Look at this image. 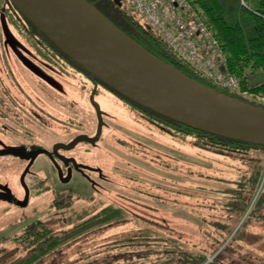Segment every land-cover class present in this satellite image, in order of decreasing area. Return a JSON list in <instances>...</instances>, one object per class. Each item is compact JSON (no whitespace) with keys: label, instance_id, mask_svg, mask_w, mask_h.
Segmentation results:
<instances>
[{"label":"rangeland","instance_id":"374dc122","mask_svg":"<svg viewBox=\"0 0 264 264\" xmlns=\"http://www.w3.org/2000/svg\"><path fill=\"white\" fill-rule=\"evenodd\" d=\"M17 18L10 3L0 0V112L15 111L11 119L0 114L1 124L14 126L0 130V150L19 144L42 150L33 161L0 156V264L32 256L36 258L31 264H158L162 261L156 251L143 260L136 257L156 250L158 243L147 247L123 241H138L141 234L167 237L162 226L174 231L178 252L205 258L201 264L211 262L238 221L224 223L232 209L209 200L226 199L224 207L240 209L252 185L243 188L234 181L252 173L256 165L248 160L258 152L220 153L226 162L220 167L206 151L192 146L189 136L168 132L156 118L93 85L65 62L45 61L15 27ZM257 76L251 85L264 79L262 72ZM232 93L264 107V94L239 89ZM68 124L79 132L64 126ZM77 134L92 141L79 140L69 147L77 142ZM64 158L72 162L67 172ZM215 167L225 168L228 182H217L213 176L222 174L218 176ZM213 208L223 213L220 220L210 215ZM115 209L118 216L98 222ZM254 210L264 214V195ZM83 224L91 225L75 233ZM35 226L69 239L41 255V245L31 243L27 233ZM235 239L216 256L219 264H264V221L248 216Z\"/></svg>","mask_w":264,"mask_h":264},{"label":"water","instance_id":"95a60500","mask_svg":"<svg viewBox=\"0 0 264 264\" xmlns=\"http://www.w3.org/2000/svg\"><path fill=\"white\" fill-rule=\"evenodd\" d=\"M7 1L37 34L130 103L199 132L264 146V107L205 86L155 57L87 0ZM40 152L11 147L0 156L33 161Z\"/></svg>","mask_w":264,"mask_h":264},{"label":"trees","instance_id":"16d2710c","mask_svg":"<svg viewBox=\"0 0 264 264\" xmlns=\"http://www.w3.org/2000/svg\"><path fill=\"white\" fill-rule=\"evenodd\" d=\"M87 1L95 6L93 1ZM186 1L191 6V9L196 12V14L204 22L206 27L210 30L219 48V53L221 57L220 60L223 69L228 74L233 75L236 78L239 87L238 89L240 90V92H249L254 95L264 94V79L260 78L261 81H259L255 85H251L252 79L258 77L257 75L260 74V72L264 73V0ZM11 7L15 11V8L13 6ZM120 12L123 15L124 19L129 23V25L133 29L125 33L129 37H131L135 42H137L140 46H142L155 57L173 66L185 75L191 77L192 79L198 81L199 83L205 86L216 89V86L209 79L202 76L199 72H197L187 63H185L179 56H177L163 40H161L144 22L141 21V19L136 14L130 12V10H128L126 6L121 7ZM16 13L19 18L13 20L15 27L18 31L23 34V36L28 40V42H30L32 48H34L35 51H37L43 56L45 61L54 64H56L57 60H60L62 62L66 61L75 68L81 70L77 65H75L66 56H64L59 50H57L56 47L43 35L37 34L36 29L20 13ZM219 90L233 97L247 101L244 98L240 97L238 93L233 94L221 88H219ZM247 102L254 104L250 101ZM155 117L161 123V125H166L169 128L168 132L172 133L173 131H175L177 132V134H185V136H189L191 138V145L198 147V150L202 149V153L206 151L208 154H205L209 155L211 159L217 162V165H219L220 167H225L226 163L223 159L221 160V156L224 155H221L220 153L239 154L243 156L245 154H249L250 152H258V155L249 158L248 160L249 162L254 163L256 165L252 173L247 178L243 177L242 179L234 181L237 184L243 186V188H246L247 186H249V184L252 185L249 186L250 189H247L244 192V197L246 200H242L243 204L241 203L240 209L233 207L234 205L224 207L227 206V203H225L226 199L219 201V199L212 198L209 200L210 202L218 205L221 204L222 201V205H219L221 208H226L229 210L232 209V212L227 215V218L224 217V223L225 221L227 222V220H229L228 222L233 223L234 225L235 222H240L242 219L241 223L238 226L237 222L232 230L228 231L226 234L222 233L223 235L232 234V236L229 237L227 240H225L228 237L226 236L221 241L222 243H220L219 245L220 247L225 244L223 249L219 251L218 254L224 252L228 248L230 243L233 241V239L236 240L235 236L238 231H240V228L242 227L243 223L245 222L246 218H248V216H254V218L258 222L264 221V214L261 213L259 215V213L257 212L258 210H254L258 206L262 195H264V180H262V177L264 175V146H258L237 140L221 138L218 136L193 130L178 123H174L168 119H164L158 116ZM176 140L179 141V139L177 138ZM199 152L201 153V151ZM213 152L218 153L212 155ZM215 168V170L217 171L218 167ZM222 169L225 168L218 169L219 171L217 173V175L219 176V173L221 172V177L213 176L214 178H217L218 183H220V181L222 183L228 182V180H226V178L224 177L226 176V171ZM209 178L214 179L212 178V176H209ZM223 190L224 189H218V192H222ZM246 194H248V196H246ZM241 195L242 194H239L238 200L241 199ZM254 196V202L249 208V204ZM235 198L237 199V196L234 197V199ZM238 200L235 201L237 202ZM247 200L249 202L248 205L246 204V202H244ZM119 213L120 211L115 209V211H113L110 216L103 217V219L101 218L100 220H98V222H100V224H103L107 220L111 219L112 216H118ZM210 215L213 217L214 215H216L218 217L217 219L220 220L222 218L223 213L220 214V211L214 209V212H212V214ZM92 223L93 222L91 221V224ZM91 224H83L81 226H78L75 228L74 232H79L81 234L82 232L87 230V227ZM224 225V227L228 226L227 224ZM44 227L45 226H41V228H37V226H35L31 229V231L27 232L29 235L28 237L32 239L31 243H39V245H41L39 248L42 251L40 252L41 255L52 251L56 246L61 243H64L69 239L68 237L64 239L55 238V236L51 235L46 228L44 229ZM161 228V230L169 232L167 233V237L159 238V236H156V234H154L155 237L152 238L151 236L141 234L139 237L140 240L138 241H135V238L128 237L126 238V241L123 242L139 244L143 243L146 244L147 247L152 242L158 243L159 247H155L156 250L151 248L146 254L136 253V257L138 258V260H143L144 256L151 255L153 251H156L154 252L155 256L160 259V261H162L158 262V264H170L174 261H177L178 264H201L205 260V258L201 256H192L191 253L178 252L175 248V246L177 245L176 241L178 239H176V236L172 235L174 231L167 226H162ZM182 243L184 244V241ZM166 249H168L169 251H167ZM216 256L213 258V260H211V262L207 264H219V257L217 258ZM35 258L36 256H32L30 259L28 258L18 262L12 261L8 264H31ZM129 259L136 262L133 256H131Z\"/></svg>","mask_w":264,"mask_h":264},{"label":"built area","instance_id":"2783aa9c","mask_svg":"<svg viewBox=\"0 0 264 264\" xmlns=\"http://www.w3.org/2000/svg\"><path fill=\"white\" fill-rule=\"evenodd\" d=\"M129 8L190 67L216 88L238 89L233 75L221 64L210 30L186 0H126Z\"/></svg>","mask_w":264,"mask_h":264},{"label":"flooded vegetation","instance_id":"af4514ba","mask_svg":"<svg viewBox=\"0 0 264 264\" xmlns=\"http://www.w3.org/2000/svg\"><path fill=\"white\" fill-rule=\"evenodd\" d=\"M91 2L93 1V3L95 4V7L100 11L102 12L105 16H107L117 27H119L124 33L125 32H129L130 30H133L131 28V26L129 25V23L124 19L123 15L121 14L120 10H121V7H122V2L119 1L120 3H118V5H115L113 3H111L110 1L108 0H90ZM126 34V33H125ZM63 60V59H62ZM66 63L68 64L71 68L75 69L78 74H81L83 76H85L89 82H91L93 85H100L104 88H106L107 91H109L110 93H112L113 95H115L119 100H121L123 103H125L126 105H128L129 107H132L134 109H136L139 113L141 114H147L148 116H151L152 118H156L155 115H151L149 112H146L144 109L140 108L139 106L137 105H134L132 103H130L129 101L123 99L122 97H120L119 95L115 94L114 92H112L111 90H109L107 87H105L104 85H102L100 82H98L97 80L95 79H92L91 77H89L87 74L83 73L81 70L75 68L74 66H72L70 63L66 62V61H63V63ZM4 107H7L6 104H3ZM4 112H0V114H5V116H9V119L12 118V115L11 113H15V111H9L8 108L7 110L3 109ZM6 111H9V112H6ZM70 123V122H69ZM64 126H67L71 129H73L76 132H79L76 130L75 126L73 124H68V125H64ZM14 126L12 125H9L7 127L6 124H1V121H0V130H9V128H13ZM85 130H91L90 128H87ZM82 135L81 134H77V136L74 138L77 139V142L72 146L74 148V146H76V144L79 142V140H83L82 142H88V141H92V139H88L85 138L86 136H84V138L81 137ZM16 147H23L25 148L26 151H35V150H39L41 151L42 149H39V148H36V147H27L25 144H19L17 145ZM46 153L48 152L47 150L45 151ZM53 154L52 152L50 153V155ZM61 156V155H60ZM58 157V156H57ZM61 158V157H60ZM66 158L62 159L64 160V169L65 171L67 172L68 169L71 168L70 164L72 165V162H67V160H65ZM71 159L72 156H71ZM63 172V170H61ZM1 193V192H0ZM2 194H4L2 192ZM7 196H10L9 193H5Z\"/></svg>","mask_w":264,"mask_h":264}]
</instances>
